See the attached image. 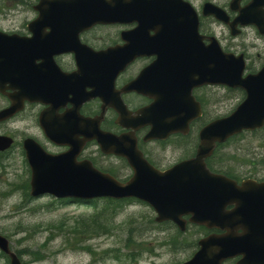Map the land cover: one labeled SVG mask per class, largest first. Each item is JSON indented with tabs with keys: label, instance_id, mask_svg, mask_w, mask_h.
Listing matches in <instances>:
<instances>
[{
	"label": "water",
	"instance_id": "water-1",
	"mask_svg": "<svg viewBox=\"0 0 264 264\" xmlns=\"http://www.w3.org/2000/svg\"><path fill=\"white\" fill-rule=\"evenodd\" d=\"M34 9L39 14L29 24L31 37L0 31V92L5 93L6 82L8 88L18 89L7 93L10 105L0 110V121L17 112L24 98L52 105L71 94L73 107L59 115L51 107L39 116L44 134L57 144L69 146L65 152L50 154L33 139L23 140L31 171L30 196L48 194L81 200L134 197L153 208L156 221L170 220L181 231L186 223L184 215L191 223L221 231L200 238L194 253L180 264H222L237 256L235 264H264V183L243 181L237 185L204 164L216 142L264 124V67L242 77L241 57L222 52L213 42L203 46L194 12L181 0H39ZM206 12L223 19L215 9L207 8ZM245 14L246 8L240 15L246 19L244 23L258 26L259 19ZM132 21L137 26L122 34L121 46L93 50L78 42V33L94 24ZM45 28L49 31L44 32ZM60 52L74 53L76 72L63 74L53 66L52 56ZM150 54L156 56L154 62L124 90L149 95L153 102L135 115L120 100L117 102L121 126H150L145 140L186 131L188 123L200 115L190 94L193 86L221 84L246 93L230 114L200 129L194 157L163 171L142 157L132 132L115 136L100 131L99 117L91 119L78 113L83 100L91 96L112 101L108 87L115 74L133 58ZM36 59H41L38 66ZM86 85L91 90L81 96ZM79 135L94 138L103 153L124 157L132 176L122 183L88 160L76 161L84 143L77 140ZM11 142L10 137L0 135V150ZM0 250L9 257V264H20L2 235Z\"/></svg>",
	"mask_w": 264,
	"mask_h": 264
},
{
	"label": "rangeland",
	"instance_id": "rangeland-1",
	"mask_svg": "<svg viewBox=\"0 0 264 264\" xmlns=\"http://www.w3.org/2000/svg\"><path fill=\"white\" fill-rule=\"evenodd\" d=\"M32 2L34 0H0V25L10 30L19 28L30 18ZM111 31V28L96 29L99 36L103 34L100 38L104 42ZM230 101V98H221L217 109L205 113V117L225 114L233 106V101L229 104ZM6 103L0 95V108ZM11 129L16 139L22 138V131L37 134L36 126L23 116ZM3 130L7 131L0 127V132ZM262 136L263 133L242 134L230 146L217 149L214 169L235 172L236 169L255 170L260 165L264 169V147L261 146L264 142L259 140ZM186 151L188 148L184 146L183 154ZM179 155L178 150L168 148L164 157L158 156L162 160L160 164L165 165ZM93 158L99 161L101 157ZM100 160L105 166L108 164L104 159ZM252 160L256 162L249 166L247 162ZM116 163L119 166L109 164L103 169L118 170L121 163L117 160ZM28 177L29 170L18 143L0 153V234L8 239L22 264H178L192 255L195 249L191 242L203 234H194L196 228L191 226L178 233L175 227L155 223L152 209L139 201L116 203L112 207L115 211L113 220L100 218L102 222L94 217L97 211L88 202L52 200L47 196L27 198L23 187ZM101 203L96 202L100 210L103 209ZM88 222L96 224L86 225ZM74 229H81L82 234H75L74 238ZM127 237L135 239L138 246L136 243L125 244ZM75 242L81 246L77 247ZM86 246L89 247L85 249ZM117 248L122 256H116ZM131 253L135 260L127 257ZM0 264H8V261L0 257Z\"/></svg>",
	"mask_w": 264,
	"mask_h": 264
},
{
	"label": "flooded vegetation",
	"instance_id": "flooded-vegetation-1",
	"mask_svg": "<svg viewBox=\"0 0 264 264\" xmlns=\"http://www.w3.org/2000/svg\"><path fill=\"white\" fill-rule=\"evenodd\" d=\"M190 4L195 13H196V22H197V32L201 36V44L207 46L210 42H217L221 50L225 53L232 54L234 56H239L244 62V70L242 77L247 76L248 74H254L264 67V34L259 33L258 28L253 24H244L246 21L245 18L238 19L239 12L243 8H250L246 11L245 16L247 18H259L264 19V0H259L255 6H249L253 0H183ZM219 8L216 9V7ZM207 8H213L218 11L223 19H217L216 15L206 12ZM31 16L28 18L24 24L15 30L5 29L0 25V30L7 32H15L19 35L28 36V25L34 21V18L37 16L34 14V11L30 12ZM135 22L130 24H109V25H96L90 29L84 30L79 34V40L81 43H85L91 46L94 49H102L108 46L122 44L120 35L122 31H126L135 26ZM98 28H111L112 31L109 36H107V41L104 42L99 36V33L96 32ZM261 28L264 30V25L261 24ZM113 32V33H112ZM92 40V41H91ZM95 40H97L95 42ZM156 56L150 54L148 56L136 57L130 63H128L122 71H120L115 77L114 81L111 83L109 92L113 95L112 101L109 100L107 103L104 102L99 96L90 97L87 100H84L78 107V113L85 117L95 118L100 115L99 119V128L103 131L112 133L114 135H120L127 133L129 134L130 129L121 127L118 122V112L116 110L117 98H120L125 104L126 108L134 113L137 109L146 106L153 102V97L149 95H142L134 90L123 91V87L127 85L131 80H133L139 72L152 64ZM54 61L60 72L71 73L76 70L75 60L72 53H60L54 56ZM41 60L37 59L35 64H40ZM55 65V66H56ZM91 87L86 85L81 91V96ZM9 92V90H7ZM84 91V92H83ZM190 94L193 98V101L197 103L201 110V115L192 120L188 124L187 132L182 134L181 132H174L170 134L167 138L161 139L156 138L152 140H145V136L149 130L148 126H141L134 130V135L136 137L137 147L142 152L145 159L156 167L159 170H164L179 160L190 158L195 154L197 144L199 143V131L200 129L207 124L209 121L214 119L206 118L205 113H212L213 110L217 109L218 101L223 98H230L233 101V106L225 112V114L231 112L245 97V91L239 87H230L227 85L221 84H200L198 86H193L190 90ZM71 95H66L64 98L56 102V114H61L64 111H67L73 107L71 102ZM6 99V98H5ZM115 99V100H114ZM8 104V100L6 99ZM229 102V104L231 103ZM5 105V106H6ZM4 107V106H3ZM47 108L46 104L38 102H29L25 101L23 108L16 114H14L8 120L0 122V127H4L7 131L3 130L0 134L8 135L13 138L14 144H19V147L22 150L21 141L25 136H31L36 142H38L44 149L52 153L64 152L68 149L67 146H58L48 141L39 128V116L40 113ZM28 117L32 121V125L36 126V133H26L22 131V138L16 139L14 131L11 129L12 125L17 124L20 117ZM254 133H263L264 126L260 129L253 131H243L237 135H234L228 138L222 145L230 146L232 141L236 142L239 140L242 134H254ZM81 138V135L78 136ZM259 140H263L264 136L260 137ZM242 141V139H240ZM218 145V144H217ZM188 148V152H182L183 147ZM261 146L264 147V144L261 143ZM168 148L173 150H178L180 155L177 159L172 162H169L165 165L160 164L162 161L161 157L165 156V152ZM215 150L212 154L205 159L207 166L214 171L215 164ZM178 153V152H177ZM159 155V156H158ZM94 156H100L104 161L110 165L116 167L119 166L117 162L124 163V159L116 157L112 154H103L96 141L90 140L87 141L80 154L79 159H90L95 165H98L99 168H104L105 164H102L101 158L99 161L93 158ZM110 160H113L110 161ZM258 159H256L257 161ZM255 161V162H256ZM126 162V161H125ZM254 160L248 163L249 166L254 165ZM259 162V161H258ZM127 166V165H126ZM226 177L233 180L237 185H241L243 181H250L254 183H264V169L260 165L255 170L252 168L239 170L236 169L235 172H223ZM115 175L121 178L131 174L130 168H124L120 164L118 170L115 169ZM124 179V178H123ZM232 206H227L226 209L231 208ZM186 218V216H185ZM234 262V260H233Z\"/></svg>",
	"mask_w": 264,
	"mask_h": 264
},
{
	"label": "trees",
	"instance_id": "trees-1",
	"mask_svg": "<svg viewBox=\"0 0 264 264\" xmlns=\"http://www.w3.org/2000/svg\"><path fill=\"white\" fill-rule=\"evenodd\" d=\"M27 187H28L27 183H25L23 189H24L26 197L28 198L29 195H28V192H27L28 191ZM97 201H101L102 202L101 205H100V206L103 207L102 210H100L98 208L99 206L96 205ZM130 201H132V200L131 199H116L115 200V199H110V198H102V199L93 200L89 205L92 206V208L97 211V215H94L95 218L98 217L99 219L101 218L104 221H111V220H113V215H114V212H115L112 209L113 205H116V203L117 204H122V202H127L128 203ZM50 204H52V203L50 202ZM92 224H96V223L95 222H88L86 225H92ZM162 224L174 227L170 223H161L159 225H162ZM194 227L196 228V231L193 232L194 234H197L198 232H200V233H203V235H204V234L207 233L206 229L204 227H202V226H194ZM178 233H181V232L179 231ZM73 234H74V238L76 237V235L79 236L80 234H82L81 233V229H74V233ZM196 240H197V238L193 239V241L190 244V245L194 246V248L196 247ZM128 243H136V245L138 246L137 241L135 239H133L132 237H127V239L125 240V244H128ZM75 245L77 247H79V246H81V243L75 242ZM88 247L89 246H86L85 249H87ZM132 254L133 253H131V256H127L129 259H131V261L135 260V257ZM116 256H122L118 248L116 249ZM0 257L4 258L7 261L6 256L2 252H0Z\"/></svg>",
	"mask_w": 264,
	"mask_h": 264
}]
</instances>
